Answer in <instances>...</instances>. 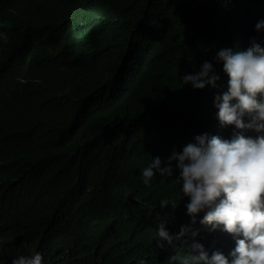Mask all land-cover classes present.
I'll return each instance as SVG.
<instances>
[{
	"label": "trees",
	"instance_id": "1",
	"mask_svg": "<svg viewBox=\"0 0 264 264\" xmlns=\"http://www.w3.org/2000/svg\"><path fill=\"white\" fill-rule=\"evenodd\" d=\"M262 17L264 0H0V31L10 34L0 42V92L18 78L25 28L42 52L18 102L0 101V244L53 202L67 219L63 236L79 237L71 264H167L174 249L153 239L156 215L167 212L178 232L190 223L188 198L160 209L179 186L159 175L146 186L141 169L196 134L231 137L234 126L215 115V95L227 88L222 63L219 88L193 89L180 75L221 47L264 38L255 30ZM195 227L201 243L215 240L225 254L235 246L226 231ZM34 249L1 246L0 262Z\"/></svg>",
	"mask_w": 264,
	"mask_h": 264
},
{
	"label": "clouds",
	"instance_id": "2",
	"mask_svg": "<svg viewBox=\"0 0 264 264\" xmlns=\"http://www.w3.org/2000/svg\"><path fill=\"white\" fill-rule=\"evenodd\" d=\"M15 15L21 17L17 12ZM255 30L264 32V17L258 19ZM9 39L8 32L0 31V42L7 43ZM1 50L0 46V53ZM41 58L39 40L25 28L13 59L15 68L18 66V78L8 90L0 92L1 102H18ZM221 63L228 80L226 90L215 95V115L221 126H234L231 137L196 134L179 150L174 145L166 158L151 155L141 169L146 186H151L157 175L174 178L179 186L178 199L174 202L162 197L158 201L160 209L169 205L174 209L180 200L188 198L185 208L190 223L181 225L178 232H170L166 227L167 212L156 215L153 239L159 248L174 249L167 264H264V38L251 37L241 51L221 47L198 67L193 66L194 71L180 75V80L193 89L219 88L222 77L215 65ZM126 196L131 199L129 191ZM198 220L210 225V231L231 234L235 246L225 254L215 240L197 241ZM66 222L53 202L47 203L30 229H20L17 238L0 244L18 247L30 242L35 249L12 255L0 264L8 260V264H71L79 237L63 236ZM135 264L149 261L139 257Z\"/></svg>",
	"mask_w": 264,
	"mask_h": 264
}]
</instances>
